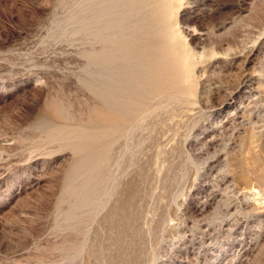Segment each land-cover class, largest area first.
Segmentation results:
<instances>
[{
	"label": "rangeland",
	"instance_id": "374dc122",
	"mask_svg": "<svg viewBox=\"0 0 264 264\" xmlns=\"http://www.w3.org/2000/svg\"><path fill=\"white\" fill-rule=\"evenodd\" d=\"M0 264H264V0H0Z\"/></svg>",
	"mask_w": 264,
	"mask_h": 264
}]
</instances>
